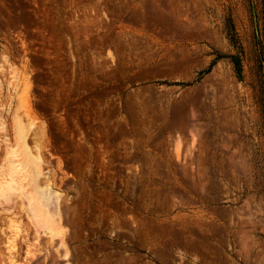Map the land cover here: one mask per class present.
Segmentation results:
<instances>
[{"label":"rangeland","instance_id":"374dc122","mask_svg":"<svg viewBox=\"0 0 264 264\" xmlns=\"http://www.w3.org/2000/svg\"><path fill=\"white\" fill-rule=\"evenodd\" d=\"M263 45L264 0H0V264H264Z\"/></svg>","mask_w":264,"mask_h":264},{"label":"bare ground","instance_id":"6f19581e","mask_svg":"<svg viewBox=\"0 0 264 264\" xmlns=\"http://www.w3.org/2000/svg\"><path fill=\"white\" fill-rule=\"evenodd\" d=\"M27 84H28V87L30 88L31 84L29 82ZM25 108L26 110H31V106H30V103H28V101H27V104L25 105ZM29 126H30V129L33 130L35 128V123L31 122ZM42 127H43L42 137H44L46 136L45 134L46 127L44 124L42 125ZM27 135L28 134L22 135L23 136V151L25 154L27 166L30 167V170L27 175H24V174L23 175L25 176V179L28 180L29 184L32 187H34L36 190L35 195H30L28 197L29 209L33 212L32 214L34 215L35 218L37 219L42 218L41 221L44 220L47 224L51 226V231L52 233H54L52 236V240L54 238H60L62 241V246L64 247L65 252H66V258H70V251L67 246L68 229L64 227V216H63V210H62V199H63L64 194L59 190V188L56 187L50 175H46L44 173V167L47 164V162L43 155V145L41 143L39 144L36 143L34 147L30 146L27 140ZM181 148H182V141L180 139L178 140V144H177L178 157H180ZM0 177L2 176L0 175ZM0 180H1L0 190H3L5 188L4 186H7L10 190H15L17 187L14 174H11L10 181H7L4 183L3 181L4 178L3 179L0 178ZM106 199L110 201V197L108 195ZM52 206H54L53 211L50 210ZM15 232H16L15 237L12 238L9 242L11 252L17 250L18 237L20 236L21 233L25 232V230L22 229L21 223L20 225H16ZM29 253H32L31 249H29ZM36 255L37 254L35 253L33 254V256H36Z\"/></svg>","mask_w":264,"mask_h":264},{"label":"trees","instance_id":"16d2710c","mask_svg":"<svg viewBox=\"0 0 264 264\" xmlns=\"http://www.w3.org/2000/svg\"><path fill=\"white\" fill-rule=\"evenodd\" d=\"M256 22H257V25H256V27H257V29H256V35H257V39L259 41V46L262 47V42H261L262 34L259 31L258 21H256ZM263 48H264V45H263Z\"/></svg>","mask_w":264,"mask_h":264}]
</instances>
